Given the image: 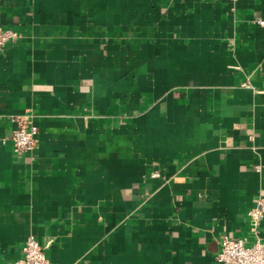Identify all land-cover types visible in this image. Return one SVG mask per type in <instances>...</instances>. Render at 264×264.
<instances>
[{
	"label": "crops",
	"instance_id": "1",
	"mask_svg": "<svg viewBox=\"0 0 264 264\" xmlns=\"http://www.w3.org/2000/svg\"><path fill=\"white\" fill-rule=\"evenodd\" d=\"M260 20L264 0H0L22 35L0 49V264L30 235L49 264H218L225 234L264 242Z\"/></svg>",
	"mask_w": 264,
	"mask_h": 264
},
{
	"label": "built area",
	"instance_id": "2",
	"mask_svg": "<svg viewBox=\"0 0 264 264\" xmlns=\"http://www.w3.org/2000/svg\"><path fill=\"white\" fill-rule=\"evenodd\" d=\"M236 2L237 0H230ZM264 24V21H259ZM22 37L19 31L3 28L0 25V49L5 48L9 43L15 42ZM13 129L10 140L17 152L25 153L33 151L38 145V126L35 123V116L31 112L15 113L10 116ZM259 167H257L258 169ZM153 176H159L154 173ZM253 227L257 228L264 219V195H262L256 206L248 212ZM218 264H264V242L257 239L248 243L246 239L223 235L221 249L216 256ZM6 264H49L43 245L35 236L27 237L23 248L22 256Z\"/></svg>",
	"mask_w": 264,
	"mask_h": 264
}]
</instances>
